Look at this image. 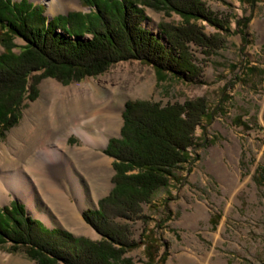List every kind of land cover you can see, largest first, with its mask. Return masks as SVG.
I'll use <instances>...</instances> for the list:
<instances>
[{
    "label": "trees",
    "instance_id": "trees-1",
    "mask_svg": "<svg viewBox=\"0 0 264 264\" xmlns=\"http://www.w3.org/2000/svg\"><path fill=\"white\" fill-rule=\"evenodd\" d=\"M80 1L89 12H68L49 20L42 4L0 0V139L16 124L23 101L36 98L41 79L69 84L102 75L118 62L137 60L151 66L158 80L173 77L195 83L201 68L190 45L212 56L222 46L220 33H230L231 18L209 12L200 0ZM239 1L250 6L264 2ZM144 9L173 13L180 21L157 24L161 41L142 26ZM248 21H236L237 33L242 34ZM203 23L217 32L207 35ZM15 39L24 44L17 47ZM208 118L204 97L164 106L126 101L120 136L110 138L104 150L113 159V187L96 209L83 212L100 239L38 225L13 200L0 208V247L21 250L36 264H134L125 254L143 246L145 264H164L166 244L154 229L144 227L139 240L130 241L127 225L117 219L144 218L141 204L150 203L177 179L176 172L193 162L196 129ZM255 179L264 182V171Z\"/></svg>",
    "mask_w": 264,
    "mask_h": 264
},
{
    "label": "rangeland",
    "instance_id": "rangeland-1",
    "mask_svg": "<svg viewBox=\"0 0 264 264\" xmlns=\"http://www.w3.org/2000/svg\"><path fill=\"white\" fill-rule=\"evenodd\" d=\"M28 1L42 4L44 15L49 18L90 10L83 7L80 0L78 3L66 0L61 4ZM200 1L209 12L231 19L230 33H220L222 46L212 56H205L199 47L190 45L195 63L201 68L198 81L189 83L173 77L158 80L151 66L137 60L118 62L102 75L69 84L53 78L41 79L36 98L23 101L18 109L16 124L0 139V149L10 147L12 131L21 126L26 113L51 83L63 90L60 101L68 107L64 112L67 125L58 129L51 148H59L64 143L66 154L83 146L81 138L70 132L75 123H83L91 133H95L88 118L97 106L114 105L112 109L117 120L113 122L111 133L105 134L109 141L120 134L122 111L128 100H144L164 106L204 97L209 118L196 129L198 146L192 152L193 162L176 172L177 179L167 188L159 190L150 203L141 204L140 215L144 218L117 221L127 225L130 241H138L144 227L154 229L166 244L164 264H264V182L259 183L255 179L264 171V2L250 6L239 0ZM144 15L142 26L161 41L163 37L157 24H176L180 21L173 13L167 16L164 12L150 9H144ZM242 18H249V21L239 34L240 27H237L236 21ZM202 25L207 35L217 32L205 23ZM14 42L17 47L24 44L21 39ZM2 51L0 46V53ZM13 51L18 53L17 48ZM105 146L93 148L96 153L105 156L100 177L105 184L98 193L92 195L91 192V171L76 165L74 168L75 173L84 178L86 197L80 216L88 233L56 223L55 220L62 217L59 212L50 209L56 201L47 198L36 185L34 209L46 210L50 224H44L12 192L6 194L8 200L0 204V208L17 201L38 225L47 229L59 228L74 237L98 241L99 234L85 222L83 212L96 209L98 200L112 188L113 159L104 153ZM64 193L71 203H75L70 189H64ZM7 247H0V264H36L23 251L10 252ZM125 256L134 264L146 262L143 246L128 251Z\"/></svg>",
    "mask_w": 264,
    "mask_h": 264
},
{
    "label": "bare ground",
    "instance_id": "bare-ground-1",
    "mask_svg": "<svg viewBox=\"0 0 264 264\" xmlns=\"http://www.w3.org/2000/svg\"><path fill=\"white\" fill-rule=\"evenodd\" d=\"M32 1L61 4L66 0ZM75 1L78 3V0ZM62 93V89L51 83L43 91L39 101L26 113L21 126L12 131L9 139L10 147L3 146L0 149V204L7 202L6 194L12 192L26 203L27 208L35 216L50 224L51 219L46 210L34 209V185H36L43 190L47 198L56 201L50 207L62 216L61 219L55 220L56 223H63L77 232L88 233L89 230L80 216L86 197L84 178L77 175L74 168L79 166L91 171L92 195L101 189L105 184H102L100 178L105 156L96 153L93 148H102L106 145L105 134L111 133L113 122L117 118L112 109L114 105L111 103L97 106L88 118V123L93 126L95 133L93 131L91 133L83 123H75L70 128V132L81 138L82 147L74 149L70 154L65 153L64 143L59 148H51V142L59 133L58 129L67 125L64 112L68 107L64 105L65 103H61L62 100L60 101ZM8 163L13 165H7ZM63 188L70 189L75 203L67 199Z\"/></svg>",
    "mask_w": 264,
    "mask_h": 264
},
{
    "label": "water",
    "instance_id": "water-1",
    "mask_svg": "<svg viewBox=\"0 0 264 264\" xmlns=\"http://www.w3.org/2000/svg\"><path fill=\"white\" fill-rule=\"evenodd\" d=\"M34 5H36V4H34ZM48 19L50 20L51 18H49L48 17ZM120 135H118V137H119ZM107 144H108V141H107V143H106V146H107ZM106 146H105V148H106ZM112 187H113V184H112Z\"/></svg>",
    "mask_w": 264,
    "mask_h": 264
},
{
    "label": "crops",
    "instance_id": "crops-1",
    "mask_svg": "<svg viewBox=\"0 0 264 264\" xmlns=\"http://www.w3.org/2000/svg\"><path fill=\"white\" fill-rule=\"evenodd\" d=\"M32 218H34L33 216H31ZM35 219V218H34ZM41 221H42V219H40ZM44 224H45V222L44 221H42Z\"/></svg>",
    "mask_w": 264,
    "mask_h": 264
}]
</instances>
